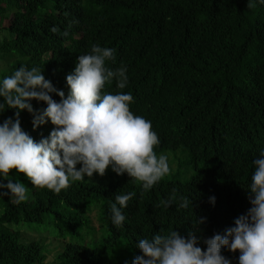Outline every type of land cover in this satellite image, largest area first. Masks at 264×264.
Masks as SVG:
<instances>
[{
  "label": "trees",
  "instance_id": "16d2710c",
  "mask_svg": "<svg viewBox=\"0 0 264 264\" xmlns=\"http://www.w3.org/2000/svg\"><path fill=\"white\" fill-rule=\"evenodd\" d=\"M248 3L0 0V80L21 66L37 67L67 96L66 77L78 57L92 44L113 48L116 60L109 66L127 67L122 91L134 97L131 110L152 122L157 154L173 151L178 163L176 175L146 192L111 168L109 183L95 174L59 195L13 170V182L25 183L29 199L17 204L0 189V264H132L142 255L138 239L161 230L188 236L197 217L206 218L197 233L206 250L203 240L247 213L253 161L264 149V5ZM105 91L121 90L114 81ZM33 105L37 111L47 107ZM9 117L15 120L16 110L0 115V123ZM19 118L37 142L55 127L49 121L34 129L26 110ZM0 183L8 181L0 177ZM133 191L137 196L123 210L127 220L116 228L110 204L115 194ZM174 194L170 207L161 203ZM180 197L192 201L187 209L179 207ZM222 254L238 264V251Z\"/></svg>",
  "mask_w": 264,
  "mask_h": 264
},
{
  "label": "clouds",
  "instance_id": "9594fccd",
  "mask_svg": "<svg viewBox=\"0 0 264 264\" xmlns=\"http://www.w3.org/2000/svg\"><path fill=\"white\" fill-rule=\"evenodd\" d=\"M260 5L264 0H249L248 8ZM115 60V49L92 44L90 52L78 57L73 72L66 77L70 89L67 96L37 67L21 66L0 80V115L16 110L15 120L9 117L0 123V177L8 181L0 183V189H8L12 201L20 204L29 199L25 183L13 182V170L24 174L33 186L57 195L85 177L97 173L104 176L109 168L140 182L145 192L170 175L168 156L155 151L160 139L152 122L131 110L134 97L122 91L129 83L127 67L109 66V61ZM114 81L121 91H105ZM54 95L61 98L59 102ZM33 101L47 107L37 111ZM25 110L34 117V129L49 121L55 126L50 136L37 142L22 129L19 117ZM253 165L247 187L251 208L223 234L203 240L206 250L197 235L206 218L197 217L188 236L177 230H161L151 238L138 239L142 255L132 264H233L222 254L224 250L238 251V264H264V149ZM136 196L134 191L115 194L110 213L116 228L124 226L127 217L123 210ZM175 200L174 194L161 203L170 207ZM180 200L179 207L184 209L192 203L188 197ZM210 203L215 205V196Z\"/></svg>",
  "mask_w": 264,
  "mask_h": 264
},
{
  "label": "rangeland",
  "instance_id": "374dc122",
  "mask_svg": "<svg viewBox=\"0 0 264 264\" xmlns=\"http://www.w3.org/2000/svg\"><path fill=\"white\" fill-rule=\"evenodd\" d=\"M164 154H166L168 156L170 167H171L170 175L166 176L164 179H169V178H171L172 176H174V175H176L178 173V163L173 160L174 157H175V152L169 151V152H166ZM111 179H112V175L109 173L108 170H107V172H106V174L104 176H99L98 177V181L99 182H103V183H109L111 181ZM182 179H183V176H182ZM23 237L26 238L27 240L33 239V236L31 234H29V233H26V232L23 233ZM47 243L49 244L51 242L48 241ZM54 248H58V246L54 245ZM51 261H53V257L50 258V262Z\"/></svg>",
  "mask_w": 264,
  "mask_h": 264
}]
</instances>
